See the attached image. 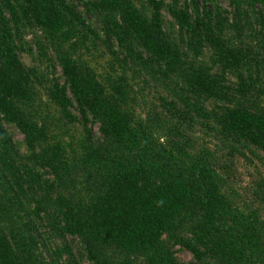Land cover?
I'll return each mask as SVG.
<instances>
[{
  "label": "trees",
  "instance_id": "1",
  "mask_svg": "<svg viewBox=\"0 0 264 264\" xmlns=\"http://www.w3.org/2000/svg\"><path fill=\"white\" fill-rule=\"evenodd\" d=\"M0 264H264V0H0Z\"/></svg>",
  "mask_w": 264,
  "mask_h": 264
},
{
  "label": "rangeland",
  "instance_id": "2",
  "mask_svg": "<svg viewBox=\"0 0 264 264\" xmlns=\"http://www.w3.org/2000/svg\"><path fill=\"white\" fill-rule=\"evenodd\" d=\"M17 137L21 138L20 135H17ZM179 256L180 258H182L183 260H189L190 259V255L188 252L186 251H181L179 252Z\"/></svg>",
  "mask_w": 264,
  "mask_h": 264
}]
</instances>
